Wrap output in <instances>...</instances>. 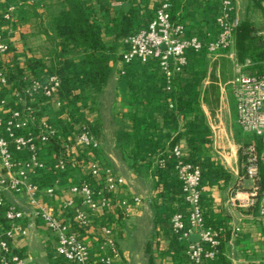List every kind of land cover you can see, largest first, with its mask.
Instances as JSON below:
<instances>
[{
	"label": "crops",
	"instance_id": "crops-1",
	"mask_svg": "<svg viewBox=\"0 0 264 264\" xmlns=\"http://www.w3.org/2000/svg\"><path fill=\"white\" fill-rule=\"evenodd\" d=\"M9 1L16 2L18 6L11 23V37L16 42L15 47L19 52L15 55L17 60L22 57L19 46L28 45L29 35L42 37L40 39L43 41L42 44L51 47V54L48 56L41 54L39 60L27 56L21 58L23 62L18 63L28 74L31 75L33 70L42 73L47 70L46 68L56 67L62 64L59 60L63 58L79 60L84 57L83 49L69 47L63 50L48 38V33L51 34L48 12L52 6L59 3L55 0H0V31L7 26L2 16ZM93 2L98 12V26L110 42L113 40L115 42L113 26L121 13L124 12L131 19L132 28L129 35L145 27L157 7V0H99V2L93 0ZM220 4L221 0H174L173 17L184 24L185 36L195 35L208 41L216 37L219 31L216 17L220 11ZM236 4L241 22L246 21L252 25L254 46L261 55H264V2L237 0ZM31 19L36 20L32 29L29 23ZM127 36L116 39L118 49L111 62L112 77L104 92L95 100L96 109L83 112L87 119L100 121L102 132L100 152L97 155H80L79 160L86 162L87 167L81 165L77 169L63 173L44 171L36 174L33 179L43 188L48 186L56 188L53 196L47 195L43 190L42 202L55 215L69 218L70 215L63 210L64 202L72 197L69 188L88 175L89 162L98 158L101 164L112 166L125 178L121 196L141 195L146 198L145 203L133 214L137 222L143 220V216L140 215H143L146 209H155L158 205L162 209L165 206L175 207L177 202H172L168 193L174 187L175 190L179 188L174 178L176 171H166L164 174L166 176L161 179L156 164V159L159 156L163 157L175 142L182 146L186 157L192 156L201 160L206 168L208 167V174L217 169L218 164L224 169V174L217 175L212 172L208 177L210 181L205 186L208 195L204 205L208 219L226 231L227 259L231 264H264V218L259 216L256 209H234L229 204L233 188L242 175L241 147L256 139L245 133L237 122L236 100L231 81L238 71L246 74H264V59L254 61L247 58L244 63H239L235 38L232 47L227 51L191 54L187 68L176 79V92L181 98H176V107L171 109L169 106L171 94L164 89L162 73L156 62L142 63L137 60L130 66H124L122 52ZM38 61L44 62L47 67L36 64ZM123 70L126 72L123 73ZM18 83L19 79H14L9 89L5 90L9 99L14 100L13 89L18 87ZM35 107L39 116L48 118L61 134V122L66 117L61 113L62 109L45 102L36 103ZM2 109L0 107V112ZM232 124L238 127L239 135L243 136L241 140L236 138ZM138 144L142 146L143 151L136 163L130 157V152ZM42 153L49 162L54 161L53 152ZM2 175H5V170L0 159V176ZM159 179L165 189L164 198L158 197L160 194L156 190ZM243 183L247 187L250 185L248 180H244ZM2 195L5 204L0 207V232L9 226L5 219V211L9 205L24 213V218L18 224L25 227L30 225L27 235L17 233L10 241L13 253L26 258L28 264H73L57 254L54 235L44 221L35 215L34 207L25 194L5 191ZM133 218L124 220L122 223L124 227L115 235L127 261L129 258L124 250L123 236L127 228H134L130 223ZM102 221L101 216H95L94 225L87 230V241L94 252L99 248ZM157 226L158 236L161 237L163 230L167 228L165 225ZM236 227L240 230L237 233L232 232ZM194 234L200 235L199 232ZM161 238L164 242L168 241L165 240L168 236ZM165 249L166 252L170 251L168 247Z\"/></svg>",
	"mask_w": 264,
	"mask_h": 264
},
{
	"label": "built area",
	"instance_id": "built-area-1",
	"mask_svg": "<svg viewBox=\"0 0 264 264\" xmlns=\"http://www.w3.org/2000/svg\"><path fill=\"white\" fill-rule=\"evenodd\" d=\"M60 2L61 0H55ZM87 1V0H84ZM264 2V0H261ZM237 0H221L216 17L219 31L216 37L204 41L198 36H185V26L173 17L174 0H157V7L148 24L129 34L124 39L122 62L130 66L135 61L156 62L163 77L164 89L171 94L169 106L175 108L176 79L188 66L191 54L217 53L229 50L241 19ZM16 2H8L2 19L7 23L0 31V159L5 175L0 176V207L5 204V191L25 194L37 217L41 218L56 240V252L73 264H129L123 257L115 235L124 220L146 201L141 195L121 196L125 178L114 168L101 164L98 158L89 162L92 178L104 177L102 187H94L86 177L70 186L72 197L63 205L69 218L55 215L41 200L43 190L47 195L56 193L54 186L43 188L33 177L39 172L63 173L87 163L77 159L71 152L77 147L100 149L102 140L95 137L83 124L74 141L66 142L54 161L44 158L43 150L49 143L61 137L54 124L39 116L35 104L45 102L62 108L64 102L58 96L61 78L56 73L43 77L26 71L13 89V99L5 93L13 80L12 53L16 55L15 41L11 37V23L17 10ZM123 73L126 70L122 71ZM236 100L237 122L241 129L256 139L241 147V172L233 188L229 204L234 209L257 210L264 218V74H246L238 71L231 81ZM71 109L67 115H71ZM175 160L174 169L181 183L184 196V211L173 214L170 219L173 236L185 245L188 264H209L221 253L223 228L207 224L204 216L203 162L186 160L180 144H175L172 153L158 157V168L167 167V159ZM244 180L250 182L249 187ZM102 217L99 248L94 252L87 241V230L93 226V218ZM24 213L9 205L5 219L9 226L0 232V264H28L27 259L13 253L10 241L18 233L28 234V227L18 222ZM236 227L232 232L237 233ZM199 232L200 241L191 242L190 236Z\"/></svg>",
	"mask_w": 264,
	"mask_h": 264
},
{
	"label": "trees",
	"instance_id": "trees-1",
	"mask_svg": "<svg viewBox=\"0 0 264 264\" xmlns=\"http://www.w3.org/2000/svg\"><path fill=\"white\" fill-rule=\"evenodd\" d=\"M99 2V0H96ZM49 27L51 34L48 33V38L55 42L57 46H61L63 50L69 47L83 49L84 57L80 60L74 59H58L59 64L56 67L46 68L47 70L42 73H38L33 70V75L36 77H43L49 73H56L61 78V87L58 90L59 98L65 103L62 109V114L66 116L62 120V133L59 135L61 138L58 141L49 143L44 148L43 152L50 151L56 154L64 148L66 142L74 141L76 134L79 132L81 126L86 124L90 132L97 138L101 139L102 132L100 130V121H93L92 119H87V116L83 114L87 110V92L95 93V97H99L103 92L107 84L109 83L112 73L113 66L111 62L113 61V55L117 52L118 44L116 39L123 38L128 35L132 28L131 19L124 12L118 17L116 23L113 26L115 31V42L108 41L106 36L103 34L98 26L99 17L97 9L94 6L93 0H61L48 12ZM116 20V18L114 19ZM253 28L249 22H241L235 33V44L237 46V59L239 63H244L245 59L249 58L251 60L257 61L264 59V55L258 52V49L254 46L255 40L253 37ZM14 56L12 59L13 74H11V79H20L24 74V67L17 62V58ZM58 62V63H59ZM20 77V78H19ZM180 99L178 92L172 95ZM96 103L93 102L89 106V110L93 111L96 109ZM176 107V106H175ZM71 109V115H67V111ZM174 109V108H173ZM176 143L173 142L172 147L168 150L166 154L172 153V148ZM140 144L136 145L134 149L130 152V157L134 159V162H138L141 157L143 149ZM100 149H94L92 147H77L71 152L72 155L76 156L77 159L80 155L95 154L97 155ZM79 153V154H78ZM155 159L152 158V160ZM186 160L191 162H201L199 159H195L192 156H187ZM175 160L172 157L167 159V167L165 169L159 168L161 173V179L166 174V171L174 170ZM203 170V180L202 184L205 187L210 179V174L214 172L217 175L224 174V169L218 164L217 169L207 173L208 167L202 164ZM176 185L179 187L175 190L169 191L168 197H170L172 202H177L175 207L165 206L163 209L161 206H157V217L156 221L158 225L166 226V235L169 238L168 249H177L183 252L180 259V264H188L187 258L185 256L186 247L181 242H178L173 236L170 219L174 213L179 211H184V196L181 188V183L179 182L177 175ZM87 181H89L94 187H102L104 177L92 178L91 174L88 172ZM175 186V185H174ZM162 187L161 180H157L156 190L160 196L163 197L165 189ZM208 191H204L203 201L206 200ZM179 198V199H178ZM204 216L208 225L213 227H221L216 225L213 221L208 219L206 205H204ZM222 228V227H221ZM224 229V228H223ZM226 231L223 230L221 239L223 244L221 247V253L216 258V260L209 262V264H231L230 261L225 256V242H226ZM150 254L151 248L147 250ZM176 251V252H177ZM169 252H165L168 255ZM163 254V252H162ZM180 254V253H179ZM164 255V254H163ZM181 255V254H180ZM150 264H156L154 257L150 254L149 257Z\"/></svg>",
	"mask_w": 264,
	"mask_h": 264
},
{
	"label": "rangeland",
	"instance_id": "rangeland-1",
	"mask_svg": "<svg viewBox=\"0 0 264 264\" xmlns=\"http://www.w3.org/2000/svg\"><path fill=\"white\" fill-rule=\"evenodd\" d=\"M29 23L31 25L30 29H32L33 25L36 24V20L34 21V19L33 20L31 19ZM40 39H42V37L37 38L31 35L28 36L27 38L28 45H31V46H28V45H27L28 47L19 46L20 47L19 51L21 52L22 59H23V56H27L30 59L32 58L34 60L36 59L39 60L41 54L47 55V56L51 54V47L48 46L47 44H42L43 41H40ZM18 53L19 52H16L15 54H18ZM11 56L13 58L15 55H13L12 53ZM21 58L18 59L17 62H21V61L23 62ZM12 62L13 61H11L9 64L12 65ZM36 64H40L44 68L47 67L44 62L41 63L40 61H38ZM96 99L97 97H95V93L90 92V91L87 92V110H89L88 108L91 102L92 103L95 102ZM231 127L234 129L236 138L238 140H241L243 136L239 135L238 130H237L238 127H236L235 124H232ZM246 140L250 141L249 138H246ZM141 216H143V220L140 222H137V219L133 218L134 215H132L129 218V220L133 218L132 221H130V223L131 225L132 224L134 225V228L133 227L127 228L123 236V239H124L123 246L129 258L128 260L129 264H150L149 262L150 254L154 257L156 264H179L180 259L183 255V252L181 253L180 250L177 251V249L169 248L170 251H168L169 252L168 255L167 254L165 255V252H166L165 248L169 247L168 243H166V242H169V238L165 239V240H168L166 242H164V240L161 238L162 236L167 237V235H165L167 233L166 230H163L164 233L162 234L161 237L158 236V231H157L158 226L156 224L157 223L156 222L157 208L155 207V209L154 208L146 209L145 211H143V215L141 214L140 217ZM123 227L124 226H122L121 224L120 229H122ZM149 247L151 248L150 254L147 251ZM162 252L164 255L162 254Z\"/></svg>",
	"mask_w": 264,
	"mask_h": 264
},
{
	"label": "water",
	"instance_id": "water-1",
	"mask_svg": "<svg viewBox=\"0 0 264 264\" xmlns=\"http://www.w3.org/2000/svg\"><path fill=\"white\" fill-rule=\"evenodd\" d=\"M191 242H199L200 241V235L194 234L190 237Z\"/></svg>",
	"mask_w": 264,
	"mask_h": 264
}]
</instances>
